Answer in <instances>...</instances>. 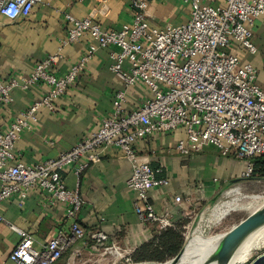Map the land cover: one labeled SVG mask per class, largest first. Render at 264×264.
I'll list each match as a JSON object with an SVG mask.
<instances>
[{
    "label": "built area",
    "instance_id": "1",
    "mask_svg": "<svg viewBox=\"0 0 264 264\" xmlns=\"http://www.w3.org/2000/svg\"><path fill=\"white\" fill-rule=\"evenodd\" d=\"M41 0H0V13L9 19L27 16ZM191 5L185 22L166 27L151 25L146 9L149 0H129L130 23L120 29H105L90 16L78 18L69 12V24L61 45L77 42L88 33L95 41L65 73L56 75L53 66L59 55L50 54L36 61L27 75L0 79V107L12 101L16 87L28 88L35 83L49 87L47 93L31 103L9 123L0 128V203L12 195L22 198L30 188L40 187L51 203H63L70 220L67 229H60L41 248L34 246L28 231L6 223L19 235L9 254L16 264H54L85 231L76 220L82 200L78 189L66 185L62 171L72 167L79 176L90 162L97 160L102 147L115 146L131 163L128 187L136 193L134 209L143 222H157L161 228L171 225L166 215L158 214L148 202L149 190L166 185L168 179L158 176L161 168L152 167L138 154L137 139L180 127L185 138L174 146L188 154L212 145L222 154L234 152L247 160L242 177L250 178L252 158L264 154V91L257 83V69L249 62H240L229 48L235 40L254 53L253 26L264 14V0H222L218 4H202L201 0H182ZM116 46L110 54L111 70L129 87L145 84L152 96L137 107L125 111L124 90L115 93L112 113L99 127L80 139L57 157L26 164L17 160L14 151L19 134L36 120L40 107L54 109V101L77 80L99 47ZM127 62L128 66L124 67ZM179 201L181 198L176 196ZM96 243L104 244L107 235L96 230L91 234ZM119 249L105 245V249Z\"/></svg>",
    "mask_w": 264,
    "mask_h": 264
},
{
    "label": "crops",
    "instance_id": "2",
    "mask_svg": "<svg viewBox=\"0 0 264 264\" xmlns=\"http://www.w3.org/2000/svg\"><path fill=\"white\" fill-rule=\"evenodd\" d=\"M221 2L201 0L204 5ZM190 11L191 5L182 0H149L146 14L151 25L161 28L185 22ZM66 12L78 18L90 16L101 27L114 30L132 19L129 0H41L27 16L9 19L0 13L1 80L29 74L36 61L50 54L59 55L52 70L61 75L90 44H95L85 33L79 41L61 45L69 28L64 17ZM253 42L254 53L235 40L231 41L229 50L240 62L256 67L257 83L264 91V14L255 20ZM112 51H118V47H99L76 82L55 99L54 109H38L36 120L15 142L17 160L30 164L57 157L94 132L102 119L112 113L117 91L125 92L122 103L125 111L152 96L151 90L141 82L125 87L123 80L111 70ZM123 66L127 67L128 63ZM48 89L44 83H35L26 89L16 87L12 101L0 107V128L6 129L16 115L43 97ZM184 138L185 130L180 127L139 138L135 143L140 156L146 157L152 167L162 169L158 176L168 179L166 185L154 186L148 194L153 209L171 221L164 228L157 222H143L138 218L134 209L136 193L127 185L131 163L115 146L100 148L97 160L90 162L79 176L72 167L64 169L62 176L66 185L76 187L82 200L76 220L85 235L54 264H74L100 245H115L127 253H134L147 244L155 246L163 232L186 231L205 205L235 184L251 178L242 177L247 160L234 152L222 154L209 145L188 154L179 153L174 146ZM176 196L181 199L177 201ZM66 211L65 204L51 203L47 193L38 186L30 188L23 198L15 194L0 203V214L9 223L31 233L36 248H41L60 229L68 228L70 220ZM96 230L107 235L104 244L92 239L91 234ZM18 240L17 232L0 223V264H16L10 261L9 254Z\"/></svg>",
    "mask_w": 264,
    "mask_h": 264
},
{
    "label": "rangeland",
    "instance_id": "3",
    "mask_svg": "<svg viewBox=\"0 0 264 264\" xmlns=\"http://www.w3.org/2000/svg\"><path fill=\"white\" fill-rule=\"evenodd\" d=\"M235 189H238L240 194L244 195L242 203L247 205L243 208L230 211L219 222L213 225L205 226V230L199 231L197 226L201 224V221L209 212L210 208L218 201L231 198V195L228 193ZM249 202L251 203L248 204ZM262 205H264V178H250L244 182L235 184L220 196L216 197L210 203L205 205V207H203V209L198 212L196 218L192 220V223L188 226L186 231H182V246L179 253L181 254L187 245V241L189 242L191 239L194 241V243L202 238L218 241L222 240L223 236L227 234L235 224L240 222L252 211L256 210ZM244 247H251V249L247 255V259L242 261L241 264H249L256 256L264 252V224L255 230L253 234L245 241L243 244V248ZM116 252H118V254H116ZM177 255L158 261L154 259H144L142 256L137 255V253H127L120 248L105 249V245H100L92 253H87L81 256V259L75 261L74 264H178L181 256ZM174 258L176 260L170 262V260Z\"/></svg>",
    "mask_w": 264,
    "mask_h": 264
},
{
    "label": "bare ground",
    "instance_id": "4",
    "mask_svg": "<svg viewBox=\"0 0 264 264\" xmlns=\"http://www.w3.org/2000/svg\"><path fill=\"white\" fill-rule=\"evenodd\" d=\"M231 195V198L227 200H221L216 202L209 210V212L204 216V219L201 221V224L198 227L199 231L205 230V226L213 225L219 222L224 216L230 211L243 208L247 204H243L242 200L244 195H241L238 189L230 191L228 193ZM249 202L248 204H250ZM249 207V206H248ZM258 229V228H257ZM256 229V230H257ZM197 230V231H198ZM253 234V232L243 241L240 245L236 253L234 254L231 263L232 264H241L242 261L247 259V255L251 249V247H244L243 244L245 241ZM218 240H211L208 238H202L196 243L191 239L189 242L187 241V245L185 246L181 258L178 264H198L203 259H205L209 253H212L218 248ZM118 254V252H116ZM156 264H168V263H156ZM209 264H221L219 259L216 258Z\"/></svg>",
    "mask_w": 264,
    "mask_h": 264
},
{
    "label": "water",
    "instance_id": "5",
    "mask_svg": "<svg viewBox=\"0 0 264 264\" xmlns=\"http://www.w3.org/2000/svg\"><path fill=\"white\" fill-rule=\"evenodd\" d=\"M264 224V205L252 211L247 217L235 224L218 242V248L198 264H209L216 258L221 264H232V258L243 241L257 228ZM179 253L177 256H181ZM176 260L171 259V261ZM264 260V252L256 256L249 264H258Z\"/></svg>",
    "mask_w": 264,
    "mask_h": 264
},
{
    "label": "trees",
    "instance_id": "6",
    "mask_svg": "<svg viewBox=\"0 0 264 264\" xmlns=\"http://www.w3.org/2000/svg\"><path fill=\"white\" fill-rule=\"evenodd\" d=\"M253 172L251 178H264V154L257 155L252 158ZM182 246V230L169 229L162 233L159 243L155 246L150 244L144 245L141 249L134 252L142 256L144 259L164 260L175 256L179 253ZM258 264H264V260Z\"/></svg>",
    "mask_w": 264,
    "mask_h": 264
}]
</instances>
